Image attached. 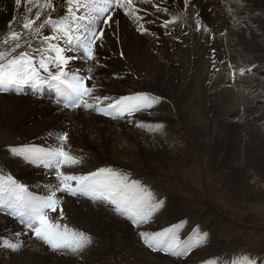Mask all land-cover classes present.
Segmentation results:
<instances>
[{
    "label": "bare ground",
    "instance_id": "obj_1",
    "mask_svg": "<svg viewBox=\"0 0 264 264\" xmlns=\"http://www.w3.org/2000/svg\"><path fill=\"white\" fill-rule=\"evenodd\" d=\"M150 1L160 8L166 7L163 0ZM173 1L180 3L183 0H167L169 3ZM29 2L34 5V1ZM195 2L200 15L210 28L196 24L189 15L183 18L191 28L187 33L188 29L181 30L179 20H175L172 25L177 26L178 33L175 36L182 40L180 44L170 43V39L149 38L144 33L145 29L152 27L149 14L136 13V17L131 20L121 12H114L113 16L118 23L107 26L106 44L98 50L100 61L108 66L107 70L101 67L95 69L100 78H108L114 85H122L120 89H128L126 92L132 88L135 92L146 90L145 101L137 110H154L149 106L148 99L155 98L157 105H162V109L171 103L174 112L168 113L160 122H156L141 117L128 119L127 113L134 111L135 108L119 107L118 111L112 113L116 121L111 122L82 112L57 113L58 108L49 106L48 102H38L27 96L7 95L0 97V151L5 154L6 144H13L16 139L43 135L48 130H52L53 137L57 139L63 133L69 132L70 143L77 152L82 156L89 155L83 157L84 161H87L90 155H94L96 163L100 166L113 165L133 169L136 175L130 182L135 183L147 178L146 183L153 185V180L159 185L161 175L164 177L172 175L185 176L193 185H197L199 180L193 177L194 171L197 172L196 164H200L205 170L209 161L210 182H217L215 177H221L222 183L219 181V185L227 193L233 192V195L249 198L264 196V192L258 189L254 191L251 187L264 183V147L260 143L259 134V123L264 117V0L204 2L195 0ZM23 3L24 0H21L19 5L16 0H0L1 77L16 70L13 65L14 59L27 58L37 65L32 55L43 53L42 41L37 33L23 40L22 46L17 44L20 41L9 44V41L15 38L13 33L22 36L30 29L25 28L24 25L28 23L23 22L20 16ZM45 4L46 2L42 5ZM67 5L73 7V4ZM147 10L155 17L162 14L149 7ZM13 18L17 22L11 33H7L5 25ZM101 24L95 25L96 31L100 29ZM227 31L231 34L229 36H232L231 40L233 37L236 38L234 40L237 44L234 46L247 54L245 57L249 60L247 64L256 62L253 72L261 73L258 76L253 75L254 79H251L248 85L252 99L242 112L231 108L232 110L226 113L221 106L222 102L228 103L235 94L230 86L216 90L219 85H224L230 80L231 74L226 73L225 68L210 88L207 85L208 74L219 66L220 57L227 55V58H231L230 48L228 49L224 41L227 37L222 38L223 34L221 35L222 32L229 34ZM245 33L249 34V38L246 39ZM117 45H120L123 60L118 57ZM181 45L186 47L182 48ZM103 57L109 60H102ZM24 74L34 76L29 69H24ZM134 76L137 77L136 80L133 79ZM2 85L0 84V87ZM215 90L216 93L213 92ZM208 91L212 92L211 96L205 95ZM206 100L210 102L211 107L207 106ZM220 113L227 116L228 121L214 126L209 116L218 118L222 115ZM217 128L222 130L221 135L217 134ZM83 140L87 142L84 143ZM91 148H94V151H91ZM100 156H106L112 164L105 163ZM3 161L9 163L21 177L28 178V181L34 180L30 169L6 158H3ZM47 172L50 174L49 170ZM259 172L262 176L258 175ZM209 180H205L206 186ZM143 190L146 192L152 190L155 193L156 199L149 204L153 216L148 219L156 222V228L162 226L168 228L175 221L186 230L194 228L199 230L201 224L199 218L187 217L186 204L178 196L171 202L170 196L167 198L162 196L159 187L146 185ZM80 193H83V189L76 192L77 195ZM65 200L68 221L92 235L82 253L77 257H70L66 251H62L65 250L64 247L54 249L38 236L28 240L26 234L29 233H24L19 237V229L16 228V224L12 225L15 222L2 217L0 264H187L195 260L193 264H208L207 260L216 255L215 252L221 253L225 250L228 245L227 239H231L228 233L218 240V245L200 240L188 244L187 239L178 251L183 256L173 260L147 252L138 244L139 240L129 224L120 216H115L104 208H93L87 201H73L70 197ZM56 201L57 199L53 202ZM159 201L163 202L160 207L157 204ZM213 205L220 208L214 203ZM35 217L36 212L30 214L32 221ZM182 218H187L188 221L182 222ZM10 227L15 230L10 231ZM3 229L5 232H2ZM62 231L65 229H58L56 232L61 234ZM151 233L149 240L153 242L157 232L153 230ZM176 234L179 235L181 232ZM189 235L191 233L183 231L182 239ZM63 237L67 241L71 236ZM23 239L25 244L20 245L18 240ZM20 251V255L16 256ZM178 253H175L176 256ZM231 254L236 255L233 252ZM75 259H80L81 262ZM252 259L256 261L255 264H264V258ZM240 260L243 262L251 259L240 257ZM213 264L224 262L221 263L219 260Z\"/></svg>",
    "mask_w": 264,
    "mask_h": 264
},
{
    "label": "rangeland",
    "instance_id": "obj_2",
    "mask_svg": "<svg viewBox=\"0 0 264 264\" xmlns=\"http://www.w3.org/2000/svg\"><path fill=\"white\" fill-rule=\"evenodd\" d=\"M204 1L205 0H203V2ZM237 4H239V2H237ZM232 12L234 11L232 10ZM224 33L227 35L223 34L222 38L227 37V39H225L224 41L227 43L226 45H228V49L232 48L231 50L229 49V52L236 54V52H238L237 47L234 46L237 44V41L234 40L236 38L233 37L232 39L233 41H232L231 40L232 36H229L231 35L230 32L229 34L226 32ZM248 33H245L247 35L246 39L247 37L249 38ZM157 46H159V44ZM181 46H183L182 48L186 47L184 45H181ZM169 51H171V49ZM236 56L240 57L239 54ZM247 63L248 61H246L244 65L246 66L249 65ZM250 82H251V79L247 74L245 76V79L242 82L243 87L241 86V92L235 91L238 89V87H235V88L233 87L235 94L231 96L228 103L225 101V102H222L223 104H221V106L224 107V110L226 113L232 109L242 112L244 111L245 107L248 106V104L250 103L249 100L252 99V96L250 95L249 88H248V85ZM223 86H230V85L227 81L224 85H219V88H217L216 90L222 88ZM216 90L213 92L216 93ZM137 91H142L143 93L146 92V90H137ZM237 94H240V95H237ZM248 97L250 99H248ZM206 104L208 107L210 106V102L208 100H206ZM205 112H206V109H205ZM209 118L212 119L214 126L218 125V123L220 122L228 121L227 116H224V114H222L218 118L217 117L213 118V116L210 115ZM102 121H105V120H102ZM259 124H260V132H259L260 143L264 147V117H263V120H261ZM177 126L180 127L179 124H177ZM222 133H223L222 130L220 128H217V134L221 135ZM246 141H248V139ZM83 142L86 143L87 141L83 140ZM242 146H244V143ZM91 151H94V148H91ZM196 170L197 172L194 171L193 177L198 178L199 183L197 185H193L191 181H189V179L185 176L166 175L164 177L161 175L160 176L161 180L158 181V184L160 186L159 191L161 192L162 196H165L166 198L170 196L171 202L173 198L176 199V197L178 196L186 204L185 214L188 213L189 217L199 218L198 220L201 223L199 226V230H202L203 228L204 230L207 229L208 231H210L211 234H207L208 237L207 239H205V241L213 242L215 245L216 244L218 245V240L222 238L224 234L226 233L230 234L231 239H227L228 245L225 248V250H223L222 252L231 251L237 254L238 249L236 248H240L241 252H248V253L250 252L249 255L246 253V254H243V256H241L247 260L251 259L250 261L242 262L239 258L237 259L238 260L236 262L237 264H252L254 263L252 257H256L254 258L255 260L257 259V257L264 258V256H262L264 253V196H259V197L252 196L251 198H249L247 196L242 197L240 195L239 196L233 195L234 194L233 192L227 193V191L224 190L219 185V181L222 183L221 177L219 176L215 177V180H217V182H210L211 172H210V162L209 161L207 162V165L205 166V170L204 168H201L200 164H196ZM258 175L262 176V173L259 172ZM205 180H209L207 186L205 184L206 183ZM251 187L253 188L254 191L258 189L264 192V183H259V186L251 185ZM164 188H166V190ZM223 190L226 192H224ZM246 198L248 199L246 200ZM213 203L220 208L215 207ZM91 207L94 208L97 206L91 205ZM208 220L209 222H207ZM12 225L15 226V223L14 224L12 223ZM2 232H5V230L3 229ZM210 238L212 240H210ZM153 240L156 241V239H153ZM200 241H203V240H200ZM251 251H254V253L251 254ZM20 253L21 251L17 253L16 256H19ZM215 254H218V251L215 252ZM214 257L216 258V255L211 256L207 260V262L213 261ZM214 262H216V260Z\"/></svg>",
    "mask_w": 264,
    "mask_h": 264
},
{
    "label": "snow or ice",
    "instance_id": "obj_3",
    "mask_svg": "<svg viewBox=\"0 0 264 264\" xmlns=\"http://www.w3.org/2000/svg\"><path fill=\"white\" fill-rule=\"evenodd\" d=\"M147 2V0H145ZM16 3L19 5L21 3V0H16ZM184 3L187 4L188 0H184ZM76 4L79 7H82L85 9L86 15L79 17L78 19H87L88 25H87V32L84 36V42H85V50L88 52V56L91 59L92 58V45H97L98 40H102L104 36V29H100L99 32L95 30V25L98 23H103L111 26L113 23H118L112 13L118 12V10L123 9L126 15H130L132 11H134L132 0H88V2L83 3L82 5L79 3V0H76ZM68 11L71 13L73 12V7H69ZM157 12H164L167 13V8H160L156 7ZM169 24V21L166 19L164 23V27L167 28ZM25 28H28L31 26V22L24 25ZM79 30V29H77ZM64 35L67 37V41L69 45L72 44L73 39L75 38L78 42L80 37H73L71 35L70 30L65 31ZM90 37V38H89ZM57 52L56 61V68L57 72L56 74L49 73L52 80L60 81L61 83L64 82V77L66 75L64 69L68 64V57H65L63 55H60V53L66 51L65 49L59 48L57 46H53ZM23 55V54H22ZM41 68L44 69L45 72L48 71L47 65L44 64L43 60L41 61ZM88 79H91L89 77ZM32 80V76L28 74H24V68L23 65H20L18 69L15 72L7 73L4 77L0 78V84H27ZM36 83H39V81H36ZM84 85L83 78H75L74 84H69L68 86L72 88L74 92L80 93L81 86ZM83 91L87 92L88 88L86 86L83 87ZM79 106V105H77ZM66 138V137H65ZM64 158L67 160L69 157L66 153L61 152L60 153ZM75 161H73L74 163ZM105 170L101 169L100 172H103ZM59 176L63 177V180L65 182L66 190L70 191L71 194H75L72 189L67 186L66 182L68 180H75L78 181L85 190H87L90 186L86 183L91 177L98 175V173H92L90 176H64L63 173H59ZM106 190H108L109 198H112L116 195L117 189L116 187L109 188L107 185L105 186ZM96 190V189H93ZM45 207H51L52 211H56L55 204L51 198H49L48 201L45 202ZM39 222L41 227L35 228L36 235L43 239L46 243L50 244L54 249H59L61 247H64L67 245V241L64 239V237L59 232H53L49 227V221L47 216L43 214H39L38 216ZM135 222V221H134ZM34 227V225H33ZM53 227H55L53 225ZM66 231V229H65ZM141 235H144L141 233ZM89 241V238L85 236L84 234H80V240L76 243L75 247L72 248L73 251H79L81 248H83ZM147 243V240L145 241ZM149 247H153L152 244H149ZM169 247H174V245H169ZM154 250H156L154 248Z\"/></svg>",
    "mask_w": 264,
    "mask_h": 264
}]
</instances>
